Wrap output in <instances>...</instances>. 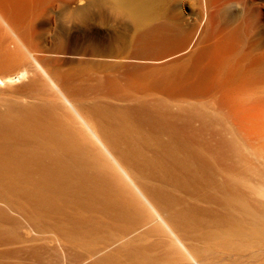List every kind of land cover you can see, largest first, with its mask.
<instances>
[{"label": "bare ground", "instance_id": "obj_1", "mask_svg": "<svg viewBox=\"0 0 264 264\" xmlns=\"http://www.w3.org/2000/svg\"><path fill=\"white\" fill-rule=\"evenodd\" d=\"M21 4L0 0V51L18 60L0 86L29 56L55 100L0 109V264H264V0H114L169 54L155 92L191 108L187 134L93 74L53 80Z\"/></svg>", "mask_w": 264, "mask_h": 264}, {"label": "rangeland", "instance_id": "obj_2", "mask_svg": "<svg viewBox=\"0 0 264 264\" xmlns=\"http://www.w3.org/2000/svg\"><path fill=\"white\" fill-rule=\"evenodd\" d=\"M26 1L27 4H21L20 9L27 15L24 22L29 27L32 56L53 80L70 79L72 76L77 78L85 73L93 74L102 91L113 90L120 96L137 95L135 100L115 101L117 104L142 107L152 113L161 114L163 121L182 129L185 134L191 132L192 126H199L194 120L195 124L191 123L190 107L179 106V110L176 107L171 110L170 107L175 101H168L155 92L159 88L161 75L174 65L164 62L166 59L163 63L155 62L169 54L157 45L146 44L139 35L140 28L126 14L114 8V0H76L65 7L62 4L52 7L50 0ZM78 9H81L82 14L77 12ZM184 13L191 12L186 8ZM17 61L3 56L0 51V71ZM24 61L26 68L30 69L29 75L15 84L0 86L1 110H4L6 102L9 101L23 102L27 99L23 104H45L48 100H55L48 88L50 85H46L49 82L44 80L46 77L40 69L35 64L32 65L29 56ZM143 90L152 92L145 98L138 95ZM142 101L147 103L143 104ZM206 142L207 134L203 132L201 138L195 139L197 148L205 153ZM208 157L211 165L222 175V164L215 166L213 163L217 156L211 154ZM255 170L257 172L254 173L264 176V167H255Z\"/></svg>", "mask_w": 264, "mask_h": 264}]
</instances>
